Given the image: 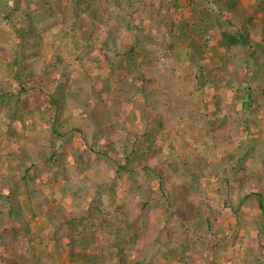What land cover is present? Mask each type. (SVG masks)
Returning <instances> with one entry per match:
<instances>
[{"label": "rangeland", "instance_id": "374dc122", "mask_svg": "<svg viewBox=\"0 0 264 264\" xmlns=\"http://www.w3.org/2000/svg\"><path fill=\"white\" fill-rule=\"evenodd\" d=\"M9 1L11 4L13 0ZM65 1L71 3L68 0ZM117 1L120 5L123 3L122 0ZM158 1L159 0H139V6L141 8L147 6L151 15H154L156 13L155 9L161 7V5L158 6ZM261 2L262 0H250L249 2L240 3L245 13L252 16L251 18H254L250 32L255 35H260V29L264 24V12L260 10ZM164 3L162 10L165 11L167 5ZM170 4L171 1L168 6L169 10H166V12L170 11L171 13H176L177 9L172 8ZM101 5L107 8L103 15L100 14L105 19L111 20L121 15L120 8L117 7L116 4L108 6L107 1L104 0ZM141 8H137L138 11L134 14L132 22H138L142 19L144 9L142 10ZM181 8H183L182 5ZM242 9H229L225 7L218 12V16L223 18L225 22L223 26L225 32L233 30L237 24H239L240 29L244 27L243 20L232 21L231 23L228 21L233 14L243 16ZM23 16L26 15L24 14ZM87 22L88 21H85V24H87ZM36 23L35 21L34 26H36ZM143 23L148 25L146 19H143ZM28 25H30V23H28ZM28 25H23L21 23V26H18V28L26 31ZM11 27L14 28L13 25L10 26L7 22L0 20V61L6 63L13 62V64L16 62L17 67H15L16 69L14 70L18 72L17 68L18 66L20 67L22 62L29 63V53L27 55L13 48L14 43L8 38V31ZM59 28L60 27H54L51 30L41 33V38L44 36L57 46L59 40L52 35L58 34L60 31ZM119 28L124 30L126 24H121ZM42 31L43 28L41 26L38 27L37 34H40ZM146 31L147 33L144 32V35L150 37L151 33L152 35L157 34L160 32V29L154 28L153 30L147 29ZM14 33L15 32H11V34ZM128 34L127 32L126 38ZM34 36H32L29 41L34 42L37 37H39ZM112 36L113 35L109 34H96L93 37L98 45H101L105 40L111 45L113 43ZM173 36L175 37H173V40L170 39V41H174V50H167L160 44L162 41H165L166 38L159 40L156 37L158 41L152 43L147 42L143 46L141 54L138 53L140 66L141 68H145V75L147 76L143 83L145 81L147 82L146 85L153 90L157 100H145L143 98V93L140 92L142 89L140 84L141 80L136 84V87L138 84L139 85L134 91L135 94L131 96L130 93L133 91L126 90L123 85L127 77V75H124L123 71L120 70L121 67L119 63L122 62L123 59L118 56L112 63L107 60L106 57L104 58L100 51L94 53L91 62L88 64L87 73H89V77L93 79L97 91L103 87V83L110 77L113 93L112 95L107 93L106 96L109 97L108 100L104 103H99V106L98 104L94 106L96 107L94 110H88L85 101L80 105V108L83 109L79 110L75 109L79 106L78 103L72 102L70 104L67 102L70 95L74 93L73 87L70 84H68L63 93L56 94L55 92L59 90L60 87L57 86L53 88V86H51L53 81L52 74L43 72L37 75L35 77V83H32V77H30V79L22 78L21 80H17L16 73L13 72L9 75H4V78L9 79L8 82L15 87L9 92V95L0 96V139L4 142L3 148L5 152L8 151L9 154L13 155L12 161L16 169L15 171H11L2 166L0 178L4 179V177H6L7 180L11 181L9 185L12 188H14V185L16 187L17 183H20V181L21 185L25 183L21 178H14V175H22L23 170H26L30 165L29 161L26 159L24 144L22 143V141H25V136L29 133L42 131V136H46V138L48 137L50 139L55 137L52 131L55 130L61 135L66 136L68 142L65 143L63 148L58 150L57 157L55 158L57 161H59L60 156L67 160H78L80 154H82L83 157L85 155V157L89 158L91 156L90 152L92 151L90 146L92 142H89V145L79 133L71 130L73 126H71L72 124L70 125V117L74 115L79 118L83 117L90 122V125L86 126V133L87 135L89 133L91 136L89 140L93 142L94 140L99 141L98 144H106V147H111L110 144L120 139L121 134L124 132H126L127 136H130L131 141L138 143L143 142L146 146H148V144H154L155 150L150 147L145 157L133 162L128 168L132 172H138L139 165L147 162L159 172L165 170L161 180L158 181L164 192H166V186L170 182V177L168 176L170 171L168 160L171 159L175 161L178 175L182 173V177H180V182L178 180L176 182L178 195H175L171 199L170 204L165 203L164 208L161 210V214L164 215L163 217L172 219L176 222L183 221V219H179V217H181L180 212H178V216H172L169 211L175 201H177L175 207L177 206L178 209L185 210V216L190 217L193 213L197 214L198 209L194 206L198 204L201 205L200 202L202 200L204 204L207 205L205 207V214L202 213L203 215L201 214L198 216L199 223H201L200 225L198 223L201 231L200 235L202 238L205 237L206 240L210 241L212 246L215 245L218 247L216 250L210 249L208 251L211 257L210 260H207L206 257H193L189 259V261H186L187 263L180 262V264H207L208 261L209 264H256V252L264 255V228L261 229V226L258 225L259 222L260 224L264 223V218L263 216L260 219L257 217L261 210L264 212V204L263 207L261 206V209L256 204L259 194L260 199H264V165L258 166L256 161L257 159H262L260 155V152H262L261 148H257V146L259 143H264V66L258 68L259 71L256 75V81L254 75H252L253 77L249 76L253 74V71H250L248 77H245L247 69L242 67L234 72V67L230 66V68H232L229 71H220L214 74V77L219 76L220 86L215 85L209 87V92L200 97L205 101H211L212 105L216 102L219 104L223 103L226 105L227 110H236L237 108L238 111L235 112L236 116L232 118V121L249 119L250 116L247 112H240L241 102L236 99L228 86L231 82H235V85L242 84L243 79H247L253 86L256 82L254 96L256 97L258 92L263 100H260V105L255 104L257 114L250 117L251 125L254 127L251 133L248 135H245V133L237 134V131L231 128V126H226L210 133L204 128L201 121L199 122L200 116H198V114H193L195 111L194 108L197 106L191 105L192 103L186 104L187 102H185L182 107L186 112L188 111V113L191 114V121L178 127L177 124L171 120V114L169 117L168 114L163 111L159 115L160 112L157 106H167L168 104H172V102H174V104L178 103V99L181 96L179 92L182 89H180V85L177 84L178 81L185 79V77L188 79V85L191 91L196 89L199 80L194 77V74H200L201 72L207 74L208 72L206 78L209 80L213 79L214 77L211 75L210 71L221 66V59L220 56H217L212 50H206L201 54H196L191 63H186V70L180 71V68L172 69L178 67V51L186 49L191 43H201L195 35L192 37V42H190V38L186 39L181 34ZM18 37H21V35ZM65 37L66 36H64V39ZM209 38V44L215 46L220 38V34L218 31L212 32V37L210 36ZM38 40H40V37ZM40 48L41 47H38L36 51L39 53V56L34 52V57L39 58V60L50 61L52 58H55V55L58 53L55 52V48L41 50ZM1 64L2 63H0V66ZM112 70L115 72L114 75H111ZM21 71L28 73L30 69H23ZM171 77H173L172 80H174V82L170 80ZM200 82H202V80ZM23 86L32 88L33 90L31 89L25 92L22 90ZM221 86L222 88H227L226 97H228V100H217L219 97L217 90ZM148 92L152 93L151 90H148ZM95 99L98 100V97ZM18 102H20L18 114H24L30 119L33 118L28 125L18 121L15 116V112L17 111L15 106H18ZM255 105L252 106L254 107ZM203 110L201 106V112H203ZM210 110H212V107ZM207 114L211 119L213 118L211 111ZM39 125L40 129H38ZM4 126H9V128L5 129ZM83 128H85V126ZM9 129L16 131L11 134L12 137H9ZM101 129L105 132V135L101 134ZM3 130L8 132L4 134L5 137L1 135ZM130 139L127 141H130ZM246 139L250 141L249 143H255L257 141L253 150L257 153V159L255 160L253 157L255 162L252 160L250 161L244 156L241 161H237L236 154L240 153L241 144L246 141ZM101 146L102 145L95 147L94 151L97 149L104 150ZM72 150L77 151L76 155H72ZM1 151L2 150H0V152ZM107 151L106 157L101 156L99 159L102 168H105V166L109 164L114 165L115 158L117 157L115 149H108ZM59 165L61 166L60 163ZM60 166H58V164L54 165L53 163H40L38 169L39 175L32 180L30 176L32 177L34 175V170L31 171L29 177L26 178L27 184L22 185L24 189L20 190L19 194L17 193L18 200L13 203L15 207L10 209L8 206H0V213H3V215L0 216V222H6L13 218L16 220V225L24 231V236L22 235L21 238H24L26 241L22 240L20 243H23V247L26 250V257L23 263L18 260L16 264H132L135 259L141 258L142 256L150 258L153 261L152 264H170L162 259L163 254H168L171 250H175L182 255L188 254V251L185 249L186 247L182 245L184 243L180 242L182 238L190 237L192 233L187 228L181 229L180 225H171L172 239L168 238L169 240L163 242L160 251L157 252V254L155 253V255L150 254L149 245L145 242L143 245L131 243L128 249H125L123 253H119L117 246H115L112 247L111 250L106 249L104 253L102 252L103 255L96 256L90 244L95 245L99 249H105L108 244L107 239L103 237L102 231L98 228L99 224H97L96 221H94L95 226H90L85 233L82 228L83 224L79 222L77 227L72 225L71 230L65 231L64 233L61 231L65 237L63 235L55 236L58 227L52 222L62 214L60 211L70 212L62 214L64 220L70 221L73 215L72 202L74 201V204L76 203V209L81 208V205L85 206L82 198H79V201L78 199L75 201V196L71 193V186L73 184H71V182L69 183V179L62 177L63 169ZM225 166L226 169L229 170L226 176L232 181L234 186L233 189L236 193L238 190H241L240 183L246 185L247 196L252 192H258L251 195L248 200H245L242 210L238 215L234 213L232 207L226 208L224 206V197L218 192L219 184H217L216 172L218 170L221 173V170H223ZM114 168L116 169V165ZM92 170V167L86 165L85 168H81L78 177L86 181L91 177ZM114 171L109 174V178L111 179L108 182L107 190L104 194L105 201H111L113 204L116 202V199L123 198L134 189L133 186H130L127 188L128 191H125L122 181L117 179ZM57 178H60V180H57ZM3 185V182L0 181V192H8ZM190 185L194 187V192L186 194V189H188ZM27 190H29V192H26ZM16 191H18L17 187ZM114 194H116V197H113ZM236 196L237 195L233 196V198H236ZM157 198L158 202L156 201L155 204L160 207L164 205L160 202L163 196ZM246 204L252 206L248 208ZM87 208L88 207L84 209ZM9 212L10 216L7 217L6 215L9 214ZM104 216L109 217L110 212L106 210ZM118 216L122 218L123 214L119 213ZM190 217L186 218L185 221H192L194 219ZM154 218H156V215L153 216V219ZM205 218L208 220L206 221ZM256 218L259 220L257 221ZM156 232L159 233V231ZM166 233L163 234L164 237ZM91 236L94 240H91ZM5 251L10 258L4 257ZM11 252L12 251H8L3 247L0 249V264L7 262L6 260L11 261V259L16 258ZM21 256L22 255H18V257ZM72 256H74V259ZM262 264H264V262H262Z\"/></svg>", "mask_w": 264, "mask_h": 264}, {"label": "trees", "instance_id": "16d2710c", "mask_svg": "<svg viewBox=\"0 0 264 264\" xmlns=\"http://www.w3.org/2000/svg\"><path fill=\"white\" fill-rule=\"evenodd\" d=\"M68 1L71 3H68L65 0H13L10 4L9 0H0V20L7 22L10 26H14V28L11 27L8 31V38L14 43L13 48L27 55L29 53V63L22 62L20 67L18 66L17 68L18 72H15L16 70H14L16 69L15 67H17L16 62L13 64V62L6 63L0 61V63H2L0 66V96L9 95V92L15 87L8 82L9 79L4 78V75H9L13 72L16 73L17 80H21L22 78L30 79V77H32V83H35V77L46 72L53 75L51 86H53V88H56L57 86L60 87L59 90L55 92L56 94L63 93L68 84H70L73 87L74 93L70 95L67 102L70 104L72 102L76 104L78 103L79 106L75 109L79 110L83 109L80 108V105L85 101L88 110H94L96 108L94 106L97 104L99 106V103H104L108 100L109 97L106 96L107 93H110L111 95L113 93L110 77L103 83V87L101 89L99 88L100 90H98V92L95 89L93 79H91L89 73H87L88 64L91 62L94 53L100 51L102 56L104 58L106 57V59L112 63L118 56L123 59L122 62L119 63L121 67L120 70L123 71L124 75H127L124 85L128 91H133L130 93L131 96L135 94L134 91L139 85L138 84L136 87V84L141 80L140 84L142 89L140 92L143 93V98L145 100H157L153 90L146 85L147 82L145 81L143 83L147 76L145 75V68H141L140 66L138 53L141 54L143 46L147 42L152 43L158 41L156 40V37L159 40L166 38L165 41H162L160 44L167 50H174V41L172 42L170 39L173 40V37H175L173 35L178 34L183 35L186 39L190 38V42H192L193 35L201 41V43L198 44L191 43L186 49L177 52L179 53L177 58L178 64H181V71L186 70L185 68L187 66L185 65L191 63L196 54H201L206 50H212V52L216 53L217 56H220L221 59V66L210 71L213 77L214 74L220 71H229L234 67L233 71L236 72L243 67L244 69H247L245 77H248L250 71H253V74H250L249 76L253 77L252 75H254L256 81V75L259 71L258 68L264 66V24L262 28L260 27V35L251 33L250 28L252 27L254 18H251L252 16L245 13L239 0H222L223 6L229 9L240 8L243 10V16L233 14L230 19L228 18V21L231 23L232 21L243 20L244 27H241L240 29L239 24H237L236 27L229 32L223 30L225 29L223 27L225 22L220 16H218L216 22L213 19L211 20V18H207L204 21L201 19L194 25L193 29L186 19L178 18V13L171 14L164 12V10H162L163 4L160 8L155 9L156 13L154 15H151L147 6H145V8L139 6V0H122L123 3L121 5L117 0H106L108 6L116 4L121 12L120 16L107 20L100 15H103L107 9L101 5L104 0ZM212 2L216 4L218 1L212 0ZM260 5V10L264 12V0H262ZM137 8L144 9L142 19L138 22H132L134 14L138 11ZM24 14L26 16H23ZM143 19L148 21V25L143 23ZM35 21L37 22L36 26H34ZM85 21H88L87 24H85ZM21 23L23 25H28V23H30L26 31L18 28V26H21ZM123 23L126 24L124 30L119 28ZM40 26L43 28V31L40 32V34H37V29ZM54 27H60L58 34L52 35L59 40L57 46L54 45L53 42H50V40H47L43 35L44 39L41 38V33L51 30ZM154 28H159L160 32L153 35L151 33L150 37L144 35V32L147 33V29L153 30ZM125 31L129 33L127 38V32ZM216 31L219 32L220 38L216 45L213 46L209 44L208 40L210 39V36L212 37V32ZM11 32L15 33L11 34ZM96 34L113 35V43L110 45V43L105 40L101 45L96 44L93 37ZM20 35L21 37H18ZM34 35L39 36L40 40H38L39 37H37L34 42L29 41ZM64 36H66L65 39ZM38 47H41L40 50L55 48V52L58 53L55 55L56 57L54 56L55 58H52L50 61L39 60V58L34 57V52L37 51ZM37 56H39V53H37ZM230 66L232 67L230 68ZM176 68L177 67L172 69ZM23 69H30V72H22L21 70ZM114 74L115 72L112 70L111 75ZM207 74L204 72L194 74V77L199 79L194 91L189 89L188 79L186 77L185 79L178 81L177 85H180L179 88L182 90L184 89L179 92L181 96L178 99V103L174 104V102H172V104H168L167 106H157L160 112L159 115L165 111L169 117L171 114V120L175 122L178 127L184 125L188 121H191V114L188 113V111L186 112L182 107L184 103L187 102L186 104L192 103L191 105L197 106L194 108L195 111L193 110V114H198V116H200L199 122L201 121L204 128L210 133L226 126H231V128L237 131V134L245 133V135H248L251 133L254 130V127L251 125L250 117L257 114L255 104L260 105V100H263L258 92L257 96H254L256 82L253 86L247 81V79H243L242 84L235 85V82H231L228 86L236 99L241 102L240 112H247L250 116L249 119L232 121V118L236 116L235 112L238 111L237 108L236 110H227L226 105L223 103L219 104L216 102L212 105L211 101H205L203 98H200L209 92V87L219 85L220 83V80L218 79L219 76H215L213 79L209 80L206 78ZM172 79L173 77H171L170 80ZM201 80L202 82H200ZM172 81L174 82V80ZM31 89L32 88L29 87H22V90L25 92ZM226 89L227 88L225 87L222 88V86L219 87L217 90L219 95L217 100H228V97H226ZM148 90H151L152 93L148 92ZM96 97H98V100L95 99ZM252 105L255 106L253 107ZM19 106L20 102H18V106H15L17 109L15 116L18 121L22 123L24 122V124L28 125L33 118L30 119L24 114L19 115ZM201 106L204 109L203 112H201ZM211 107L212 110H210ZM210 111L213 115L212 119L207 114ZM70 118V125L72 124L71 126H73L71 130L79 133L88 144L89 142H92L93 145L89 144L92 149L90 152L91 156L88 158L84 155V158L82 154H80L78 160H67L60 156L61 158L59 157V161H57L55 158L57 157L58 150L63 148L65 143L68 142L66 136L61 135L55 130H52L55 137L50 139L48 137L46 138V136H42V131L29 133L25 136V141H22V143L24 144L26 159L29 161L30 165L26 170H23L22 175H14V178H21L22 181L25 182L23 184H27L26 178L29 177L31 171L34 170V175L32 177L30 176L32 180L39 175L38 169L40 163H53L54 165L58 164V166H60L59 163L61 164L60 167L63 169L62 177L69 179V183L71 182V184H73L71 186V193L75 196V201L77 199L79 201V198H82L85 206L81 205V208L76 209V203L74 204L73 201L72 212L74 217L72 215L70 221L64 220L62 215L63 213L70 212L60 211L62 214L52 222L58 227L55 236L63 235L65 237L63 233L71 230L72 225L77 227L79 222L83 224L82 228L85 233L90 226L94 225V221H96L97 224H99L98 228L102 231L103 237L108 241L105 249H99L95 245L92 244V246L90 244V247L93 248L92 251L96 256L103 255L102 252L104 253L106 249L111 250L112 247L115 246H117L119 253H123L125 249H128L129 244L137 243L143 245L145 242L149 245L148 248L150 254L155 255V253L157 254V252L160 251L163 242L172 239L171 225H180L181 229L187 228L192 233L190 237H185L186 239L182 238L180 242L184 243L182 245L186 247L185 249L188 251V254L182 255L175 250H171L168 254H163L162 259L170 264H180V262L187 263L186 261H189V259L193 257H206L207 260H210L211 257L209 256L208 251L210 249L216 250L218 246H212L210 241L206 240L205 237L202 238L200 235L201 231L198 226V216L202 213L205 214V207L207 206L204 204L203 200L200 202L201 205L198 204L194 206L198 209L197 214L193 213L191 217L185 216V210L178 209L177 206L175 207L177 201L172 204L169 211L172 216H178L177 214L180 212L181 217H179V219H183L182 222L167 219L161 214V210L164 208L165 203L170 204L171 199L175 195H178L176 182L177 180L180 182L182 173H180L181 175H178L175 161L171 159L168 160V167L170 169L168 176L170 177V182L166 186V192H164L158 181L161 180L165 170L159 172L147 162L139 165L138 172H132L128 168L133 162L145 157V154L150 147L155 150L156 148H154V144H148V146H146L143 142L138 143L131 141L130 136H127L126 132H124L121 134L120 139L115 141V143L110 144L111 147L108 146V148L106 147V144H98L99 141L94 140L93 142L92 140H89L91 136L89 133L88 135L86 133V126L90 125L89 120H86L83 117L79 118L75 115ZM84 126L85 128H83ZM4 128L8 129L9 126H4ZM38 129H40V125ZM100 131L102 135H105V132L102 129ZM8 132L10 133L9 137H12L11 134L16 131L9 129ZM8 132L3 130L1 135L4 136V134H7ZM129 139L130 141H127ZM249 142L250 141L246 139V141L241 144V151L239 154H236L237 161H241L243 156L254 162L257 159V153L253 151L257 141L255 143ZM3 144V140L0 139V150H2L0 152V170H2L1 168L3 166L6 169L15 171L16 167L12 161L13 155L9 154L8 151L5 152ZM99 145H102L101 148L104 150L97 149L94 151V148L99 147ZM257 148H261L262 151L260 152L262 159L256 160L257 165L261 166L264 165V143H259ZM108 149H115L117 157L115 158L114 165L109 164L106 165L105 168H102L99 159L101 156L106 157ZM76 153V150H72V155H76ZM86 165L92 167L93 170L91 177L85 181L81 180V178L78 177V174L81 168H85ZM115 165L116 169L114 168ZM113 171L116 173L115 176L117 179L122 181L125 191H128L127 188L130 186L134 187V189L128 193L129 196L126 195L123 198L116 199L114 204L111 201H105L104 199L108 182L111 179L109 178V174ZM228 171L229 170H227L225 166L223 167V170H221V173L218 170L216 172L218 180L217 184H219L218 192L224 197V206L226 208L232 207L234 213L238 215L242 210L245 200H248L251 195L258 192H252L247 196L246 185L240 183L241 190H238L236 193L233 189L234 186L232 181L226 176ZM57 180H60V178H57ZM0 181L3 182L4 188L8 190V192H0V206H8L10 209H13L15 207L13 203L18 200L19 191L24 189L22 187L23 184L21 185V181L20 183H17L16 187L18 191H16L15 185L13 186L14 188H12L9 185L11 181L7 180L6 177H4V179L0 178ZM26 192H29V190ZM189 192H194V187L191 185L186 189V194ZM235 195H237L236 198H233ZM160 196H163V199H161L160 202H162L161 204H164L161 207L155 204L158 199L157 197ZM258 196L259 198L256 201V204L261 209V206L263 207L264 204V199H260V194ZM113 197H116V194H114ZM247 206L250 208L252 205ZM86 207L88 208L84 209ZM106 210L110 212L109 217L104 216ZM261 212L257 216L259 219L262 218V216L264 218V212L262 210ZM119 213L123 214L122 218L118 216ZM1 215H3V213H0V216ZM154 215H156V218L153 219ZM6 216L9 217L10 212ZM189 217L194 219L192 221H185V219ZM205 219L206 221L208 220L207 218ZM15 222L16 220L13 218L6 222H0V249L2 247L6 248L8 251H12L11 253L16 257L11 259V261L6 260L7 262L2 264H16L18 260L23 263L24 258L26 257V250L23 247V243H20L22 240L26 241L24 238H21L22 235L24 236V231L17 226ZM200 224L201 223H199V225ZM258 225L261 226V229L264 228V223L260 224L259 222ZM61 231H63V233ZM156 231H159V233ZM164 233H166V239L163 236ZM91 240H94V238L92 237ZM18 255L22 256L18 257ZM4 257L10 258L6 251L4 252ZM72 258L74 259V256H72ZM262 262H264V255L256 252V264H262ZM152 263L153 261L150 258L142 256L141 258L135 259L132 264ZM207 264H209V261Z\"/></svg>", "mask_w": 264, "mask_h": 264}, {"label": "crops", "instance_id": "0c3cea01", "mask_svg": "<svg viewBox=\"0 0 264 264\" xmlns=\"http://www.w3.org/2000/svg\"><path fill=\"white\" fill-rule=\"evenodd\" d=\"M170 1V6L177 9L175 14H177L179 11L178 18L186 19V21L191 24V28L193 29L194 25L197 24L201 19L204 21L207 18H211V20L213 19L216 22V19L218 18V12L225 8V6H223L222 0H214L218 1L216 4H214L212 0H159L158 6L165 2L164 4L167 5L166 10H169L168 6ZM249 1L250 0H239L240 3ZM181 5L183 8H181ZM166 10L164 12H166ZM167 13L171 12L168 11Z\"/></svg>", "mask_w": 264, "mask_h": 264}, {"label": "clouds", "instance_id": "9594fccd", "mask_svg": "<svg viewBox=\"0 0 264 264\" xmlns=\"http://www.w3.org/2000/svg\"><path fill=\"white\" fill-rule=\"evenodd\" d=\"M177 68H180V71H181V64H178V67ZM123 85H124V83H123ZM124 88L126 89V86L125 85H124Z\"/></svg>", "mask_w": 264, "mask_h": 264}]
</instances>
